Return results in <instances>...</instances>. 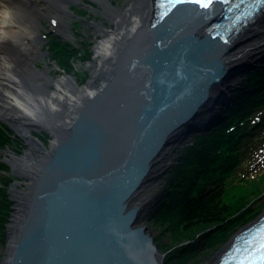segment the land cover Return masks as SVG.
Returning a JSON list of instances; mask_svg holds the SVG:
<instances>
[{
  "label": "water",
  "instance_id": "95a60500",
  "mask_svg": "<svg viewBox=\"0 0 264 264\" xmlns=\"http://www.w3.org/2000/svg\"><path fill=\"white\" fill-rule=\"evenodd\" d=\"M213 20L185 3L152 24H132L68 137L49 152L33 136L47 150L44 163L14 165L5 157L14 186L23 179L32 186L23 216L17 221L13 213L8 226L4 264H165L147 227L137 226L140 209L128 202L177 133L185 130L181 149L208 133L242 89L226 75L231 46L197 35ZM262 64L264 56L235 79ZM223 84L228 89L214 98L212 89Z\"/></svg>",
  "mask_w": 264,
  "mask_h": 264
},
{
  "label": "bare ground",
  "instance_id": "6f19581e",
  "mask_svg": "<svg viewBox=\"0 0 264 264\" xmlns=\"http://www.w3.org/2000/svg\"><path fill=\"white\" fill-rule=\"evenodd\" d=\"M75 1L77 0H0V121L17 131L30 147L25 155L19 157L12 151H7V158L14 165L22 161L37 168L44 163L47 150L55 151L61 140L68 137L74 119L100 85L96 81L101 83L104 79L110 57L132 24H152L157 16V0H127L122 7L105 4L102 15L111 20L114 27L108 29L101 23H93L94 32L100 40L94 46L95 63L87 62V67L92 70V78L87 85H81L70 75L64 74L53 79L48 71L35 67L41 51V22L54 20L59 30L67 31L69 22L66 18H72L67 5ZM197 35L202 38L212 36L207 30H200ZM230 48L223 55V61L228 80L234 78L229 83L232 86L236 84V73L242 72L264 53V13L234 40ZM229 86L223 84L213 88L211 92L214 98ZM205 121L202 117L199 122L203 125ZM44 129L51 130L54 139L51 142L52 149L47 147L44 150L33 139V131ZM58 132H62L60 138ZM184 132L185 130L177 133L152 163V172L129 199V208H139L141 214L153 201V188L165 171V163L171 155L172 147L183 137ZM22 186L19 184L14 188L18 190ZM24 186L29 189L32 185L28 183ZM21 190L13 194L15 208L19 209L14 211L17 221L23 216L21 209L28 197L25 189Z\"/></svg>",
  "mask_w": 264,
  "mask_h": 264
},
{
  "label": "trees",
  "instance_id": "16d2710c",
  "mask_svg": "<svg viewBox=\"0 0 264 264\" xmlns=\"http://www.w3.org/2000/svg\"><path fill=\"white\" fill-rule=\"evenodd\" d=\"M69 45L64 48L56 42L53 48L60 64L72 68L70 60L83 52ZM89 53L90 49H86L84 57L88 59ZM232 105L208 133L195 136L178 151L176 164L166 179L165 193L150 213L173 236L184 238L173 251L183 261L191 256L193 245L200 239L205 245L227 240L233 227L247 225L259 215L248 212L253 198L244 192L251 179L244 167L249 161L248 152L259 145L264 135V64L246 75ZM12 145L11 132L0 126V149ZM8 167L0 161V173ZM15 179L11 176L8 181ZM8 187V183L0 182V239L6 237L13 211ZM237 190L244 191L237 194ZM261 194L258 191L255 196Z\"/></svg>",
  "mask_w": 264,
  "mask_h": 264
},
{
  "label": "rangeland",
  "instance_id": "374dc122",
  "mask_svg": "<svg viewBox=\"0 0 264 264\" xmlns=\"http://www.w3.org/2000/svg\"><path fill=\"white\" fill-rule=\"evenodd\" d=\"M127 0H106L105 1H96V0H77L67 5L68 12L70 13L71 17H67L66 21L69 22L68 30H59L56 24H52L49 20H43L42 28H40V35L39 39L42 41L41 43V51L38 54V61L35 62V67L42 71H48L49 75H52L54 79H58L62 77L61 73L55 72L57 65L55 64L53 53L56 50L53 48V42L55 41V35L59 34L61 37L60 41L61 45L65 48H69V42L71 44L76 45L77 47L83 45V53L79 56L74 57L73 60H70L73 67L70 66H63L62 71H66L70 76L77 79L78 83L81 85H87L92 78V70H89L87 67V62H94L95 57V50L94 46L97 44V41L100 40V37L94 32L93 23H101L106 28L110 29L114 25L112 21L102 15L103 6L105 4H109L115 7H122L125 5ZM46 5L45 3H42ZM77 16V17H76ZM62 40V41H61ZM81 42V43H80ZM80 43V44H79ZM86 49H90L89 58H85L84 51ZM264 56V53L257 57L253 64H257L258 61ZM88 68V69H87ZM236 73V74H240ZM245 80V76L238 75L236 77V85L237 88L242 86V83ZM97 84H100V81H96ZM53 88V87H51ZM238 93V91L236 92ZM261 109H264L262 107ZM255 116V115H254ZM0 121V126H4V128L9 129L11 132V136H14V131L11 127L7 125H3ZM17 132V131H16ZM264 134V131H262ZM16 137L13 140L12 146H7L4 150L0 149V161L3 162L6 156L7 151H12L17 156L25 155V152L28 148V143L23 139V137L17 132ZM33 136L37 138L41 143L46 145L49 149L51 148V142L54 140L51 135H49L44 130H36L33 131ZM181 149L179 144H175L172 147V152L167 162L165 163V171L162 173L160 180L154 186L152 194L154 196L153 201L150 202L149 206L146 210L142 211L140 214L137 226H146L148 233L155 239V244L157 245L158 249L165 254V264H203V263H213L214 259H216L232 242L235 236L244 230L245 228L249 227L252 223L256 222L259 218L264 215V135L261 139L259 145L252 151L248 152V164L244 167V170L250 174V182L246 184V190L244 191L246 195H250V198H253L251 205L249 206L248 212L252 214L258 213L259 215L247 225L239 224L233 227L232 235L227 240H222L217 244L212 245H205L204 241L200 239L195 245H193L191 256L188 257L183 261L180 257H175L173 251L177 247L176 245L179 244L183 237L180 236H173L162 223L156 222L151 217V212L153 211L154 207L159 203L157 199H161L164 195V187L166 184V179L168 176L169 171L172 167L176 164L177 153ZM9 168V167H8ZM11 176V167L9 170L2 171L0 173V182L1 183H8L9 187L7 188V194L9 200L12 202V209L14 207L13 202V194L15 192L21 190L22 188L25 189V193L27 196L30 195V189H27L26 184H31L29 179H23L19 182L20 185H23L22 188L15 189L17 185L14 186L13 180L11 183L8 181ZM254 186V187H253ZM245 187V186H244ZM236 190V189H234ZM22 191V190H21ZM241 190H237V194L242 192ZM258 191H262L263 194L260 196H255ZM14 211H12L13 215ZM11 215V218H12ZM10 218V222H11ZM10 222L7 224L6 229V237L4 239H0V264H4V261L8 254V246L10 241L8 240V226ZM232 223H230L231 225ZM229 225V226H230ZM212 229L211 231H213ZM215 232V231H214ZM234 232V233H233ZM182 261V262H180Z\"/></svg>",
  "mask_w": 264,
  "mask_h": 264
},
{
  "label": "flooded vegetation",
  "instance_id": "af4514ba",
  "mask_svg": "<svg viewBox=\"0 0 264 264\" xmlns=\"http://www.w3.org/2000/svg\"><path fill=\"white\" fill-rule=\"evenodd\" d=\"M77 17V16H76ZM49 22L50 23H52V24H57L54 20H49ZM57 26V25H56ZM69 31V30H68ZM61 36L59 35V34H56L55 35V38H57V39H55V41L53 42V44H55L56 42H60V41H57V40H60L61 38H60ZM62 41V40H61ZM81 43V42H80ZM79 43V44H80ZM84 43V42H83ZM69 44H70V42H69ZM74 45V44H73ZM53 46V45H52ZM79 50H83L82 48H83V45L82 46H79V47H77ZM54 55H55V57H54V61H55V64L57 65V68L55 69V72H58V73H61V75H63V74H67V75H69L66 71H62L61 72V70H63V68H62V65L60 64V62L58 61V56H56V52L55 53H53ZM71 60H73V62H74V58H72ZM50 77H52V75H49ZM53 78V77H52ZM54 79V78H53ZM71 129H72V127H71ZM44 131L45 132H47L49 135H51V130L49 131V130H45L44 129ZM52 136V135H51ZM16 155V154H15ZM3 163H5L4 161H3ZM6 165H8L7 163H5ZM9 166V165H8ZM10 167V166H9Z\"/></svg>",
  "mask_w": 264,
  "mask_h": 264
},
{
  "label": "snow or ice",
  "instance_id": "6c2138e0",
  "mask_svg": "<svg viewBox=\"0 0 264 264\" xmlns=\"http://www.w3.org/2000/svg\"><path fill=\"white\" fill-rule=\"evenodd\" d=\"M181 2L198 4L201 7L206 8L213 2V0H181ZM260 252L264 253V241H261V243H260ZM252 264H264V255L260 256V259L258 262H252Z\"/></svg>",
  "mask_w": 264,
  "mask_h": 264
}]
</instances>
